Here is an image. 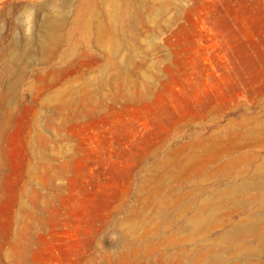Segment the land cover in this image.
Wrapping results in <instances>:
<instances>
[{
    "label": "rangeland",
    "instance_id": "374dc122",
    "mask_svg": "<svg viewBox=\"0 0 264 264\" xmlns=\"http://www.w3.org/2000/svg\"><path fill=\"white\" fill-rule=\"evenodd\" d=\"M26 3L0 0V264H264V224L220 245L264 212V0H124L117 54L72 9V39L15 80L3 62ZM248 179L263 186L191 229Z\"/></svg>",
    "mask_w": 264,
    "mask_h": 264
},
{
    "label": "bare ground",
    "instance_id": "6f19581e",
    "mask_svg": "<svg viewBox=\"0 0 264 264\" xmlns=\"http://www.w3.org/2000/svg\"><path fill=\"white\" fill-rule=\"evenodd\" d=\"M75 1L76 0H50L49 2L45 3L41 7L39 6L38 14L41 15L42 18L38 22V26L36 27V31L33 33L32 39L27 40V41L24 40V43L27 46H31V44H33V41H37L36 44H38L39 46L38 51L40 54L34 53L32 51H28V50L23 51V50L17 49L19 47L20 42L18 39L15 38L13 40L14 51L12 53V59L5 60L3 62V66H4L3 68H4V72L6 73V75L16 80L17 76L20 75V72L16 71L15 63L17 64L20 61L22 62V60L26 56H33V57L41 56L40 58L48 57L57 46L59 47L60 45L62 46L63 44L69 42L73 36L71 33V28L69 26V20H70L69 14L72 12H74L72 14L76 15L75 22L81 18V14H85L84 19L77 23V27L81 25V29L83 31L82 38L85 41L89 43H93V45L94 44L99 45L100 47H102L103 49H105L106 51L110 53L117 54L120 51L121 45L123 43L122 33H124L123 30L125 27V26L123 27L122 23L124 22L125 16H126L124 15V11L126 9L124 0H100V5L102 9L100 12H97V10H95V7L93 6V0H84V2H80L78 5H77L78 3L77 1L75 3L77 5L76 7L74 4ZM49 4H51L55 12V15H52L51 13L48 12ZM72 9L73 11L71 12ZM129 18L132 19V16H129L128 19ZM107 20L110 21L109 23L112 26L113 31L111 34H110V26ZM77 27L74 26V29H77ZM107 33L111 35L109 36V39H110L109 41L106 39L109 44H107V41L105 43V38L108 36ZM8 86H9L8 91H10V93L14 92L17 86V82L10 81L8 82ZM261 169H263V166L261 167ZM260 185L263 186L260 179H257V180L248 179V180L242 181L241 183L237 185L231 186L225 189L224 191H220V192H217L211 195L206 200L204 204L205 206H203L201 215L196 217L191 222L190 224L191 229L197 231V229H199L200 226H202L205 221H207L210 218L213 219L223 199L227 197L235 198L236 196L243 194L251 189L257 188ZM263 224H264V212H261L255 215L252 218V220L247 221L243 223L242 225H239L238 227L234 228L232 231L227 233L225 236H223L220 239L221 247H228L230 244L237 242L241 237L243 238V236H250V235L256 234L257 232L261 230V226ZM258 249L259 250L264 249V239L261 241L260 245L258 246ZM242 259H244V257ZM213 260H217V257L215 256ZM206 264H209V263H206ZM244 264H251V263L246 261Z\"/></svg>",
    "mask_w": 264,
    "mask_h": 264
},
{
    "label": "clouds",
    "instance_id": "9594fccd",
    "mask_svg": "<svg viewBox=\"0 0 264 264\" xmlns=\"http://www.w3.org/2000/svg\"><path fill=\"white\" fill-rule=\"evenodd\" d=\"M43 2L44 0H27L25 6L17 12L15 23L18 27L14 32L15 38L19 39L23 36L26 41L32 39L36 26L37 5ZM48 12L55 15L51 4H49Z\"/></svg>",
    "mask_w": 264,
    "mask_h": 264
}]
</instances>
